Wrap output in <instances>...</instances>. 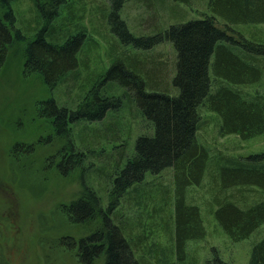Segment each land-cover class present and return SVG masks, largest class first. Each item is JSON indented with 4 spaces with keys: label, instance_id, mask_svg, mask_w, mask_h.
Segmentation results:
<instances>
[{
    "label": "rangeland",
    "instance_id": "obj_1",
    "mask_svg": "<svg viewBox=\"0 0 264 264\" xmlns=\"http://www.w3.org/2000/svg\"><path fill=\"white\" fill-rule=\"evenodd\" d=\"M209 1L126 0L121 15L135 35H154L171 24L210 14ZM12 8L16 18L12 29L14 38L16 30L33 36L41 24L34 1L12 0ZM110 10L108 0H66L58 23L70 28L72 33L83 32L84 42L75 70L57 80L53 89L38 72L26 66L27 39H16L0 64V264H85L75 247L69 248L62 242L66 236L80 239L94 228V225L91 229L72 221L65 207L83 192V172L76 169L65 175L60 171V149L66 140L54 132L51 117L40 109L44 102L54 98L61 105L66 102L77 107L94 84L106 86L103 75L113 62L129 58L134 64L137 57L148 64L155 63V69L160 65L164 89L175 91L174 44L166 40L149 50L123 44L106 19ZM4 11L0 4V16L4 17ZM231 28L234 30L230 34L237 40L245 36L253 42L264 43V22L233 24ZM259 64L257 78L230 85L249 97H264V57ZM210 73L214 75L212 67ZM216 81L219 84L228 80ZM110 90L111 93L120 91L115 82ZM200 111L198 138L208 148L211 158H246L249 154L264 152V132L250 137L222 133L218 115L206 106ZM75 131L78 148L84 135H89L91 151L86 152V163L93 161L91 169H94L85 179L89 184L93 181L107 205L111 198L106 174L111 173L125 151L134 150L139 135L153 131L151 124L138 109L123 101L120 108L108 111L101 121L82 122L75 126ZM210 175L208 171L200 183L186 188V201L197 206L205 234L189 240L183 247V256L178 254L174 243L176 193L172 167L160 173H147L120 198L115 210L129 221L136 250L145 264H205L215 253L232 264H249L253 245L264 238V223L250 236L234 241L218 223L215 211L223 198L234 197L243 206L263 201L264 188L251 186L239 192L235 187L216 192L217 184H213ZM94 264H105V255Z\"/></svg>",
    "mask_w": 264,
    "mask_h": 264
},
{
    "label": "trees",
    "instance_id": "obj_2",
    "mask_svg": "<svg viewBox=\"0 0 264 264\" xmlns=\"http://www.w3.org/2000/svg\"><path fill=\"white\" fill-rule=\"evenodd\" d=\"M33 1L41 24L33 36L22 35L16 30L14 38L12 29L16 18L12 0H0L5 10L4 17L0 16V64L16 39H27L26 66L38 72L53 89L57 80L75 70L84 33H72L70 28L58 23L66 0ZM108 1L111 10L106 19L123 44L146 50L166 40L174 44L177 60L172 83L175 91L164 89L159 63L157 70L153 68L155 63L148 64L137 57L132 64L126 57L127 60H116L107 69L102 81L106 86L105 83L94 84L77 107L66 102L61 105L54 98L40 106L51 117L54 132L66 140V145L60 149V171L65 175L76 169L83 172V192L65 204L67 212L76 223L90 228L94 225L86 236L77 240L66 236L62 242L69 248L75 247L85 264H94L103 255L105 264H145L136 250L129 221L118 215L120 212L115 206L126 190L143 180L147 173H160L172 167L176 193L174 243L178 254L183 256L186 243L205 234L197 206L186 201L188 185L200 183L209 171L213 184H217L216 192L235 187L239 192L251 186L264 188V152L249 154L246 158L224 156L215 160L198 138L202 106L221 119L222 133L250 137L264 132V97H249L230 85L257 78L259 61L264 57V43L253 42L245 36L237 40L230 32L235 28H231L233 24L264 22V0H210V14L171 24L158 34L141 36L129 29L121 15L126 0ZM211 67L214 75L210 73ZM217 79L228 81L217 84ZM114 82L120 91L111 93ZM123 101L138 109L153 131L139 135L134 150L125 151L111 173L106 174L111 198L106 205L93 181L89 184L85 179L94 169H91L93 161L86 163V152L91 151L87 141L89 135H84L81 145L76 147L75 126L101 121L108 111L120 108ZM15 146L20 147L19 144ZM28 148L30 151L31 147ZM48 159L53 161V157ZM239 202L234 197L223 198L215 211L218 223L234 241L250 236L264 223V200L246 206ZM205 264L232 263L215 253ZM249 264H264V238L253 245Z\"/></svg>",
    "mask_w": 264,
    "mask_h": 264
}]
</instances>
